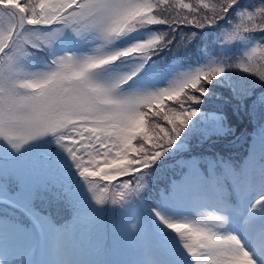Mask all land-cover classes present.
I'll return each instance as SVG.
<instances>
[{
  "label": "snow or ice",
  "instance_id": "obj_1",
  "mask_svg": "<svg viewBox=\"0 0 264 264\" xmlns=\"http://www.w3.org/2000/svg\"><path fill=\"white\" fill-rule=\"evenodd\" d=\"M0 264H264V0H0Z\"/></svg>",
  "mask_w": 264,
  "mask_h": 264
}]
</instances>
